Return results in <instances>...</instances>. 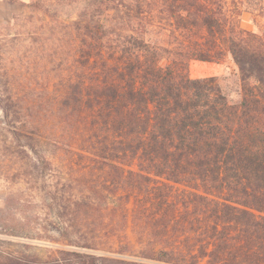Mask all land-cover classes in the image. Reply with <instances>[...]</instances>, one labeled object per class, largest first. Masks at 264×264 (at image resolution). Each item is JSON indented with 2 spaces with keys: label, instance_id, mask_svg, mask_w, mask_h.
Segmentation results:
<instances>
[{
  "label": "trees",
  "instance_id": "obj_1",
  "mask_svg": "<svg viewBox=\"0 0 264 264\" xmlns=\"http://www.w3.org/2000/svg\"><path fill=\"white\" fill-rule=\"evenodd\" d=\"M23 6L29 28L0 26V151L25 188L0 213L40 200L61 247L0 264H264V0ZM227 55L231 89L189 77Z\"/></svg>",
  "mask_w": 264,
  "mask_h": 264
},
{
  "label": "rangeland",
  "instance_id": "obj_2",
  "mask_svg": "<svg viewBox=\"0 0 264 264\" xmlns=\"http://www.w3.org/2000/svg\"><path fill=\"white\" fill-rule=\"evenodd\" d=\"M29 0H0V26H10L12 29L9 33H13L15 29H18L19 25L23 28H29V24L22 19L28 15L27 9L23 5H26ZM20 17L19 24L15 19ZM252 16L246 11L243 12L240 17V24L245 29L252 31L257 30V26L260 23L253 22ZM24 23L27 24L24 26ZM264 24V20H262ZM54 64V63H53ZM15 66V65H14ZM53 65L51 64L50 67ZM37 71H42V66H36ZM188 74L192 79H202L208 77H220L223 79V84L231 89L234 87L235 76L237 69L232 63L230 57L227 55L221 63H208L200 61H190L188 65ZM25 83L35 84L31 70L23 71ZM52 89L55 88L57 79L55 78V71H52ZM30 78V79H29ZM8 151H0V206L3 204V199L9 192H14L17 189H24L25 186L17 187L10 186V183L3 177V168L13 167V164L7 156ZM55 165L60 167V163L53 158H49ZM62 181L70 179L66 175H61ZM56 211L47 207V204H43L40 200H34L30 202V198L21 200V203L10 206L8 209H4L0 213V218L3 216L8 217L13 221L16 217H22L27 215L28 220H24L19 223L9 222V227H3V221L0 219V251H4L14 255L20 254H35L41 259H46L53 255L54 251L61 247V237L58 230V220L54 218ZM3 214V215H1ZM132 235L129 234V239L132 240Z\"/></svg>",
  "mask_w": 264,
  "mask_h": 264
}]
</instances>
